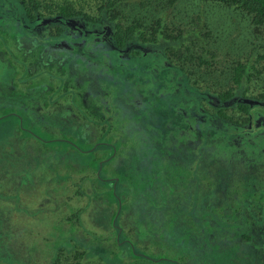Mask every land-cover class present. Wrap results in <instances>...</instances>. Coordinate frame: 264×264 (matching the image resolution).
<instances>
[{"label":"trees","instance_id":"obj_1","mask_svg":"<svg viewBox=\"0 0 264 264\" xmlns=\"http://www.w3.org/2000/svg\"><path fill=\"white\" fill-rule=\"evenodd\" d=\"M175 1L93 0L97 12L86 15L89 21H86V27L82 25L81 29L77 27L79 22L76 19L79 15L85 14L81 6L75 7L69 2H63L56 6L54 11L46 14L43 5L44 0H0L1 11L4 8L13 10L14 12L10 14L16 15L15 17L14 15L9 16L11 19L5 20L6 22L2 21L5 25L10 24L13 26L14 30L21 27L23 30L29 29V32L34 33L31 29L36 24H42L43 26L58 24L62 26L65 32H62L60 28L57 29L55 35L49 36V44L43 46L45 47L44 55L46 58L59 50L58 48L62 44L61 46H58V44H65L63 39V37H66L65 35H70L74 39L73 43H81V47L84 48V51H81L80 59L76 58L70 61L71 68L75 72L77 70H83L86 73L94 72L98 74L95 75L97 77L102 75L104 79L108 78L111 84H115L118 88L114 89V97L108 102L112 112L100 120L98 118H96L97 120L92 119L95 127H99L96 131L98 134H95V136L94 133L88 137L83 136L79 126L72 128L77 120L68 112L61 113L60 111L57 113L62 120L67 122L66 131L78 136L77 141L86 139L92 146L85 149L81 147V143L77 142L78 146L70 139H54V142H66L68 146L64 145L65 148L62 149V143H54L55 166L52 175L55 177L56 169H58L62 173L58 184L61 185L62 183L64 186L66 183L69 184L74 189L73 196L80 197V195H83L85 198L92 197L93 200L103 202V210L108 221L104 224L105 234L96 233V236L86 242L83 240L84 238L76 237L73 234L68 235L65 240L57 241L59 243L54 247L53 253L50 252L51 257L45 258L47 260L46 264H82L80 262L84 260V256H96L101 260L100 264H187L185 257L180 262L175 259L152 256L151 250L149 251L151 254L144 251L146 248L143 244L135 243L129 238V232L134 229L133 224L129 225L123 221L127 218L125 213L128 211L125 202L127 198L131 197L132 191L129 189L132 176H129L128 171L132 169L135 173H138L140 166L143 170L146 169L145 166L149 165L148 161L160 155L164 150L163 147L172 149L181 147V145L177 144L176 146L169 142L174 141L173 139L176 136L178 143L183 146H190V150H192L191 147H194L192 152L189 150L185 153V155L192 156V160L186 163L183 162L184 164L191 163L190 166H180V169L183 167V171L180 172L177 161H168V165L161 170L163 172L160 173L159 168L156 167L153 169L158 171L157 177L161 176L162 185L160 186L162 187L160 191L163 198L172 196L177 200L181 198L179 192L184 190L189 192L187 193L189 196L184 198L190 201V204L184 208L185 215H182V212L179 215L177 209L175 214L171 213L169 215L168 219L174 221L175 217L179 216L178 219H181L180 228L193 223L189 231L185 229L187 236L195 237L191 241V245L195 246L197 242L202 240L201 244L197 246L198 252H195L197 255L192 254L191 264L194 262L196 264H208L203 260L201 261V258L207 251H204L206 243H210L209 240L213 237L217 239L223 237L230 241L223 240L219 242L223 249L217 245L210 244V246L223 251L231 250L232 255L229 258H223L226 263H218V260L215 259L209 264H228L232 261L239 264L238 256L240 255L238 254L241 253L242 248H246L249 252L248 260L244 264H264V187L260 191L261 194H259L257 177H249L248 182H244L245 185L242 186L238 182L239 179H236L234 184L236 187L230 193H220L219 197H216L218 194L214 193L212 198L217 199L218 206V209L215 210L209 206V200H213L210 196L212 189L208 188L206 190L204 184L201 183V181L204 182V179L209 181L210 178L201 166L198 169L199 164L207 166V164L215 161H227L238 157L246 163L253 156L259 157L256 150H251L246 146L241 148L233 143L232 136L237 125L229 123L221 112L225 106L236 102L237 107L244 114L249 115L247 119L254 117L256 112L262 111L259 106H264V83L260 87L258 96L250 98L237 94L236 92L245 83L248 84L252 80L253 73L249 68L254 66V61L236 59L227 62V59H225L218 63L219 61L203 59L198 51L203 55L215 54L211 49L197 46L195 41L183 42V36L187 35L190 30L183 26H173L166 17V12L176 10ZM208 1L245 14L255 31L259 32L261 30L264 32V0ZM0 13L2 14V12ZM87 24H99L103 25V28H90ZM173 29L174 33H172ZM32 33L23 34L24 39L26 40L25 36L31 37L35 34ZM55 41H57L56 45L54 44ZM70 44L72 43L70 42ZM98 44L104 45L100 47ZM48 48L53 52L49 53ZM58 53L55 54L67 56L65 52H60L61 55ZM103 54H106L105 59L102 58ZM170 56H175L177 61L170 59ZM141 58L146 60L139 62ZM42 61L31 60L32 63L37 62V65H40V68L43 69L41 67ZM67 61H69L68 57ZM185 61L193 62L196 65L192 64L189 68H186L184 67ZM113 66L122 67L123 72L116 75V77H110L108 71ZM124 66H128L127 69L124 70ZM191 70H194V72L191 73ZM102 72L107 75H103ZM256 73H259V69ZM222 74H228L229 82H226V76L222 78L216 76ZM144 84H147L144 88L152 91L157 98L163 99L169 95L176 99L171 104L175 109L164 113L150 111L145 118L138 114L137 111L140 109L138 107L141 105L131 101L128 102V97L124 94L123 88L126 85L129 86L130 90L133 87L136 90L137 87L142 95ZM148 96H151V93ZM116 97L120 98L123 108L119 105H117L118 107L115 106L117 101L113 103ZM244 97L249 99L244 100ZM29 99L30 97L28 101ZM205 105L217 108V110L213 111L206 108ZM47 112L50 113L47 109L44 110V113L47 114ZM86 112L89 115L93 114L88 110ZM81 120L86 121V119ZM58 127L61 129L62 126ZM17 128L19 129V126ZM140 128L145 131L142 132L143 135H140L141 140H138L140 141V143L138 142L140 146L138 158H142L139 160L133 156L127 145L129 144L131 147V144H134V141L128 143V139L132 140L136 135H139ZM20 129L24 130L23 128ZM24 132V139L33 138L45 143V140L37 135L28 131L27 134H24ZM150 137L156 139L152 145L142 143L149 140ZM90 139L93 140L90 141ZM47 142H51V140ZM58 146H61V148L57 149ZM197 146L198 150L195 152ZM104 147L105 151H102ZM122 147H126L129 152L124 154L121 150ZM83 153L86 154L80 156ZM162 154L165 156L167 152L165 151V154ZM67 155L76 165V169L66 166L68 162L66 163L63 159ZM177 155L179 154L174 156ZM173 158L176 157L171 159ZM254 159H251V161ZM63 162L66 165L58 167ZM132 163H135V166H131ZM249 166L251 168L256 167L252 164H249ZM67 170H69V173ZM76 170L77 172H74ZM101 171L104 174L102 176L100 175ZM82 177H86L88 185L84 187L87 189L85 191L88 192L83 191V182L80 187L77 186V182ZM95 184H99L102 188L100 192H94L93 189L91 194V188ZM209 184L212 185L213 183L209 182ZM261 185L264 186V181L261 182ZM111 186H114V190ZM241 190H245L243 195H241ZM131 199H134V197H131ZM258 201L261 202L260 206L256 204ZM170 203L172 207L176 208L177 204L173 202V199H170ZM197 207L200 211L199 217L194 214ZM76 210L70 212L73 218L71 216L61 218V224L67 222L68 225L70 224L69 226L73 227V224L76 223V226L78 224L77 218H75L77 216L75 215ZM142 211H146V208H143ZM136 224L137 226H134L141 228L140 221ZM171 225L174 227L175 224ZM77 226L81 228L80 224ZM0 227L3 229V226ZM75 228L73 229L75 230ZM143 229L139 230L143 231ZM225 233H227V237ZM209 235H212V237L209 238ZM196 236H201V240L196 239ZM203 245L204 248H202ZM0 248L2 250L4 247L1 246ZM154 250L159 251L156 247H154ZM14 257L20 258L16 254ZM28 264L36 263L31 257Z\"/></svg>","mask_w":264,"mask_h":264},{"label":"rangeland","instance_id":"obj_2","mask_svg":"<svg viewBox=\"0 0 264 264\" xmlns=\"http://www.w3.org/2000/svg\"><path fill=\"white\" fill-rule=\"evenodd\" d=\"M63 2H69L75 7H82L85 14L79 15L76 19L79 24L81 23L85 27V22L89 21L86 15L97 12L94 8L93 0H44L43 5L46 14L54 11L56 6ZM174 4L176 10L166 12V17L173 26H183L190 30L187 35L183 36V42L195 41L197 46L211 49L215 54L203 55V53L198 51V54L203 59L219 61L218 63L225 59H227V62L236 59L254 61V66L249 68L253 73L252 80L248 84L245 83L236 93L250 98L258 96L260 87L264 83V32L261 30L259 32L255 31L249 23L248 16L245 14L212 1L176 0ZM0 12H2V14L0 13V226H3V229L0 227V247H4L2 249L3 252L0 248V264H28L31 257L36 264H46L47 260L45 258L51 257L50 252L53 253L54 247L59 243L57 241L65 240L68 235L73 234L76 237L84 238L83 240L86 242L96 236V233L105 234L104 224L108 221L107 215L103 210V202L93 200L92 197L85 198L83 195H80V197L73 196L74 189L69 184L66 183L65 186L61 182V185L58 184L62 173L56 169V176L52 175L55 166L53 156L54 143H62V149L65 148L64 145L68 146L66 142H54V139H70L77 145V142L81 143V147L85 149L92 146L86 139H81L82 142L77 141L78 136L66 131L67 122L62 120L57 113L60 111L61 113L68 112L77 120L72 128L79 126L83 136L88 137L93 133L95 136V134H98L96 131H98L97 128L99 127H95L92 119L97 120L96 118H98L100 120L112 112L108 102L114 97L113 91L117 87L115 84L112 85L108 78L104 79L102 75L97 77L95 75L98 74L94 72L86 73L83 70L75 72L71 68L70 61L76 58L80 59L81 51H84V48L81 47V43H73L74 39L70 35L63 37L65 44L57 43L58 46L62 44L57 52L50 51L48 48V52H53V54L47 58L45 57V47L43 46L49 44V36L55 35L57 29H62V26L58 24L48 26L36 24L31 29L35 34L29 32V29L23 30L21 27L14 30L13 26L10 24L5 25L2 22L3 20L11 19L9 16H13L14 14L11 15V12L14 11L4 8ZM35 17L37 18V16ZM10 23L12 22L10 21ZM87 25L90 28H103V25L99 24ZM62 32H65V30L62 29ZM25 33L34 35L31 37L25 36V40L23 36ZM172 33H174V29ZM52 41L54 42V40ZM56 42L54 43L55 45ZM54 44L52 46L56 47ZM103 45L98 44L100 47H103ZM132 48L135 49L136 47ZM60 52L67 53V56L55 54L61 55L62 53ZM105 56L106 54H103L102 58L104 57L105 59ZM67 57L69 61H67ZM170 59L177 61L175 56H170ZM31 60L37 62L43 60L41 62L43 69L40 68V65H37V62L32 63ZM145 60L141 58L139 62H144ZM192 64L195 63L185 61L184 67L189 68ZM124 67L125 70L128 66ZM121 68L111 67L108 75L116 77V75L123 72ZM257 69H259V73H256ZM193 72L194 70H191V73ZM102 74L107 75L103 72ZM216 76L220 78L226 76L227 78L228 74ZM226 82H229V78L226 79ZM145 85L147 84L142 87L144 89L142 95L137 87L136 90L134 87L130 90L129 86L126 85L123 88L124 94L128 97V102L131 101L141 105L138 107L140 108L139 110L137 108L138 114L145 118L150 111H161V113H164L175 109L171 104L176 99L169 95L165 98L162 96L163 99L157 98L152 91L144 88ZM150 93L151 96H148ZM146 94L147 96H145ZM245 97L244 99H249ZM116 101L115 106L119 105L123 108L119 97L114 98L113 103ZM235 103L232 102L225 106L221 113H223L229 123L244 124L249 120L247 119L249 115L244 114ZM205 107L213 111L217 110V108H212L211 106L205 105ZM259 108L262 109L261 112L264 116V106L261 105ZM46 109L50 112L49 114L48 112L47 114L44 113ZM86 110L93 114L89 115ZM255 114L259 113L256 112ZM81 119H86V121ZM88 119L91 120L87 121ZM18 126L19 129L17 128ZM58 126H62L61 129ZM142 127L144 128V126ZM20 128L24 129V134H27V131L31 132L45 140V143L33 138L24 139L23 131ZM140 129L139 135H136L132 140L128 139V143L134 141V144H131L132 148L129 144L127 145L131 149L133 156L139 160L142 158H138L140 150V141L138 140H141L140 135H143L142 132L146 130L145 128V130ZM262 129L263 127L260 126L259 133L261 134L264 132V129L260 131ZM148 139L142 143L152 145L156 141L154 137ZM49 140L51 142H47ZM92 140L90 139V141ZM173 140L169 142L176 146L177 144L181 145V147L174 149L163 147L164 150L160 155L152 157L153 160L148 161L149 165L145 166L146 169L144 168L143 170L141 166L139 168L137 166L139 169L138 173H135L132 169L128 171L129 176H132L129 189L132 190L131 197H134V199H131V197L126 199L125 205H127L128 211L125 213L127 218L124 217L123 221L129 225L133 224L134 229L129 232V238L135 243L143 244L146 248L144 251L147 253H150L149 251L151 250L152 254H150L152 256L175 259L180 262L185 257L187 264H191L192 254L197 255L195 253L198 252L197 246L202 242L201 236H196V239L201 240L200 242H197L195 246L191 245V241L195 237L187 236L185 229L189 231L193 223L187 227L180 228L181 219H178L179 216L175 217L174 221L168 219L169 215L171 213L175 214L177 209L179 215H181V212L182 215H185L184 208L190 204V201L184 198L189 196L187 194L189 192L187 190L179 192L181 198L177 200L172 196L163 198L160 191L162 187L160 186L162 185L161 176L157 177L158 171L153 169L156 167L159 168L160 173L163 172L161 170L168 165V161H177L179 169L180 166H190L191 163L184 164L193 158L185 155V153L189 152L190 146H183L178 143L177 136ZM59 148L61 146L57 147V149ZM193 148L191 147L192 150ZM121 150L124 154L129 152L126 147H122ZM192 150L190 151L192 152ZM197 150L198 146L195 147V152ZM102 151H105V147ZM165 151L167 152L166 157L162 154H165ZM85 154H80V156ZM175 154L179 155L174 156ZM172 157L176 158L171 159ZM64 158L62 159L68 164L66 165L63 162L58 167L66 165L76 169V165L70 160L71 158L68 155L64 156ZM235 163L238 162L232 159V161H215L207 164V166L199 164L198 169L201 166L205 174L210 178L209 181L207 179H204V182L201 181L206 190L208 188L212 189L210 196L213 200H209L210 208L218 209L217 199L212 198L214 193L218 194L216 197H219L220 193H230L236 187L234 185L236 179H239L238 182L242 186L244 182H248L249 177H257L256 181L259 182V190L258 187L257 190L261 194L260 191L264 187L261 185V182L264 181V157L259 159V164L255 168ZM131 166H135V163H132ZM171 166L175 167L174 165ZM181 169L180 172L183 171ZM67 172L69 173V170ZM74 172H77V170ZM100 175H104L102 171ZM82 182L84 183L83 187L88 185L86 177H82L77 182V186L80 187ZM209 182L213 184L211 185ZM111 187L114 190V186ZM101 188L99 184H95L91 188V194L93 189L94 192H100ZM85 190L87 189L84 187L83 191ZM240 192L243 195L245 190ZM69 197L72 198L69 199ZM170 199H173V202L177 204L176 208L171 206ZM256 204L260 206L261 202L258 201ZM143 208H146V211H142ZM74 209H77L75 218H77L81 228H78V224L75 226L76 223L72 227L67 222L64 224L60 222L63 217H72L73 215L70 212ZM194 212L199 217L200 211L198 207ZM195 219L198 221L197 218ZM138 221H140V227L144 228L143 231L139 230L141 228L136 227ZM171 224H175L174 227ZM74 227H76V233L73 229ZM225 234L227 237V233ZM209 236V238L212 237V235ZM216 239L213 237L209 240L210 243H206L204 251H207L202 255L201 261L203 260L209 264L212 260L215 261L217 259L218 263H226L223 258H229L232 255L231 250L223 251L211 247L210 244L217 245L223 249L219 242L223 240L230 242L223 237ZM154 247L159 251L154 250ZM202 248H204V245ZM15 254L20 256V258L14 257ZM238 255H240L238 256V263L244 264L248 260L249 252L246 248H242L241 253ZM83 259L80 262L82 264L101 263V260L96 256H84ZM192 264H196V262ZM228 264L235 263L232 261Z\"/></svg>","mask_w":264,"mask_h":264},{"label":"flooded vegetation","instance_id":"obj_3","mask_svg":"<svg viewBox=\"0 0 264 264\" xmlns=\"http://www.w3.org/2000/svg\"><path fill=\"white\" fill-rule=\"evenodd\" d=\"M83 24H77V27L82 29ZM102 38L104 37L101 36ZM258 115V116H257ZM261 118V119H259ZM263 127L264 129V116L261 111H259V114H255L254 118H249V120L244 124L237 125L236 131L233 132L232 141L236 146H246L247 148L251 150H256L259 154V157H251L246 163L242 158H234L239 165L242 166H248L249 164L252 165H258L259 159L264 157V132L261 134L259 133V127ZM260 130V131H263ZM260 136V137H259ZM254 145V146H253ZM255 158L253 161L251 159ZM248 159V158H247ZM232 161V159H229L228 161ZM232 163V162H231ZM235 163V164H238ZM233 164V165H235ZM248 164V165H246Z\"/></svg>","mask_w":264,"mask_h":264},{"label":"water","instance_id":"obj_4","mask_svg":"<svg viewBox=\"0 0 264 264\" xmlns=\"http://www.w3.org/2000/svg\"><path fill=\"white\" fill-rule=\"evenodd\" d=\"M245 100V99H244ZM249 102H251V101H249Z\"/></svg>","mask_w":264,"mask_h":264}]
</instances>
